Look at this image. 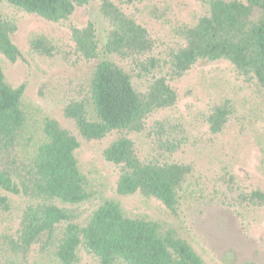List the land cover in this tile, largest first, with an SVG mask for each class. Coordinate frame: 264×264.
Segmentation results:
<instances>
[{
    "label": "trees",
    "instance_id": "16d2710c",
    "mask_svg": "<svg viewBox=\"0 0 264 264\" xmlns=\"http://www.w3.org/2000/svg\"><path fill=\"white\" fill-rule=\"evenodd\" d=\"M146 1L0 0L2 57L11 64L21 59L13 41L17 23L9 13L25 12L67 36L58 43L33 34L29 46L34 53L85 71L83 81L50 78L38 88L39 96L56 97L60 115L71 129L46 115L39 137L24 141L26 86H11L0 66V190L27 200L15 229L0 233V264H28L33 247L54 264H78L80 248L95 264H205L179 219L181 192L196 167L192 160L175 155L196 139L191 140L183 127L159 119L153 122L146 148H140L135 137L155 114L176 103L171 82L200 63H229L235 77L254 84L264 100V0H197L204 12L180 24L177 39L169 45L140 17ZM92 2H97L108 25L103 41L93 21L79 23L75 18L77 7ZM150 13L164 14L156 7ZM252 119L240 117L236 103L221 98L204 115L208 139L233 120ZM83 142L103 144L100 154L113 168L116 194L159 202L173 223L127 214L109 198L80 221L65 206L92 201L102 191L82 172L75 156ZM262 152L264 173V148ZM210 184L211 198L238 217L264 209V187L237 177L227 165L214 172ZM8 210L9 199L0 195V219Z\"/></svg>",
    "mask_w": 264,
    "mask_h": 264
},
{
    "label": "rangeland",
    "instance_id": "374dc122",
    "mask_svg": "<svg viewBox=\"0 0 264 264\" xmlns=\"http://www.w3.org/2000/svg\"><path fill=\"white\" fill-rule=\"evenodd\" d=\"M142 17L150 32L169 45L177 39V28L189 23L196 15L204 12L197 0H148L141 5ZM156 7L161 17L150 13ZM17 23L13 41L21 52V59L11 64L0 55L7 82L17 87L25 83L22 108L27 117L24 141L36 140L41 133L44 116L56 118L63 126L71 125L60 115L56 97L49 94L39 96L41 82L53 78L66 82L72 78L83 81L84 69L70 67L57 58H45L34 53L29 46L33 34H42L58 43L66 41L65 32L41 18L25 12H10ZM75 18L79 23L93 21L99 38L103 41L108 25L100 15L97 2L76 8ZM177 93L174 106L155 114L147 123L145 131L136 135L140 148H146L153 137L155 119L165 120L166 125L183 127L196 144L185 146L175 157L192 160L196 167L194 178L184 184L181 192L180 216L182 224L190 235L195 251L205 264H264V209L254 210L238 217L236 213L213 200L211 184L216 170L227 165L237 177L248 179L253 185L264 187V173L261 162L264 148V100L254 84L237 79L231 65L224 61L200 63L190 71L171 82ZM221 98H230L238 108L240 120L229 125L216 137H210L204 120L211 103ZM253 110L255 113H252ZM261 111V112H260ZM179 132V131H178ZM103 144L83 142L75 150V156L82 172L94 184L100 185L101 194L94 200L80 205L65 206L79 215L80 221L90 216L105 199L118 201L124 212L131 215H145L151 219L172 224L174 219L164 212L159 202L140 195L123 196L113 188V168L101 156ZM11 205V211L4 212L0 219V233L13 231L27 200L1 191ZM78 264H95L93 257L83 248L78 251ZM28 264H54L50 257H42L37 248L29 253Z\"/></svg>",
    "mask_w": 264,
    "mask_h": 264
}]
</instances>
